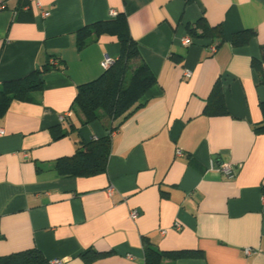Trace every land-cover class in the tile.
I'll list each match as a JSON object with an SVG mask.
<instances>
[{"label":"crops","instance_id":"1","mask_svg":"<svg viewBox=\"0 0 264 264\" xmlns=\"http://www.w3.org/2000/svg\"><path fill=\"white\" fill-rule=\"evenodd\" d=\"M0 4V82L51 66L40 100H14L0 118V255L36 247L62 264H144L146 238L161 251L203 252L161 264H264V132L254 128L264 84L252 65L264 45V0ZM121 12L156 82L111 133L103 173L61 176L56 159L107 133V122L81 125L70 106L77 85L120 53L116 35L90 26ZM201 17L221 26L223 41L212 35L184 45ZM243 30L252 37L232 44ZM81 35L93 38L79 48ZM215 84L226 114L203 113ZM56 126L69 131L54 139ZM222 163L236 168L233 177L218 171ZM246 247L256 251L246 255ZM89 249L107 253L87 262L81 253Z\"/></svg>","mask_w":264,"mask_h":264},{"label":"trees","instance_id":"2","mask_svg":"<svg viewBox=\"0 0 264 264\" xmlns=\"http://www.w3.org/2000/svg\"><path fill=\"white\" fill-rule=\"evenodd\" d=\"M97 34L107 32L116 35L120 43L119 56L112 65L91 81L77 85L76 94L70 109L77 116L81 125L93 121L107 122V133L89 141L76 143L74 153L54 161V169L61 176H89L103 173L106 170L110 154L111 133L123 121L137 111L141 106L140 99L155 84L156 78L140 54L137 42L128 30L127 18L124 13H118L109 20L92 24ZM191 38L215 35L223 41L220 25L211 26L204 18L197 20L194 26H188ZM252 30L235 32L231 38L234 45H243L252 37ZM92 36L78 38L77 45L83 47L92 40ZM217 45V44H216ZM264 45L261 46V57L253 58L252 65L259 75V82L264 84ZM51 66H41L24 76L3 80L0 82V118H2L12 101H39L43 90V75ZM262 119L255 124L257 132H264V101L260 102ZM203 113L221 115L227 113L224 97L218 84L212 88ZM69 130L60 126L52 127L54 139L65 136ZM39 165L37 171H41ZM144 264H161L162 257L171 260L184 257H203V252L197 249H180L161 251L143 239ZM107 252L85 250L81 256L90 261ZM0 264H49V260L36 247L26 248L6 255H0Z\"/></svg>","mask_w":264,"mask_h":264},{"label":"built area","instance_id":"3","mask_svg":"<svg viewBox=\"0 0 264 264\" xmlns=\"http://www.w3.org/2000/svg\"><path fill=\"white\" fill-rule=\"evenodd\" d=\"M3 6H4L3 4H0V9H2ZM112 15H114V13H112ZM182 43L184 45L190 44L191 43V37L189 35L183 37ZM216 46H217L216 43L212 44L211 50L215 51ZM113 61H114V59H112L108 56H105L104 59L102 60V63H101L102 68L106 69V68L110 67L112 65ZM185 73L187 76L189 75V71H185ZM70 113H71V111L68 110L66 112V115H69ZM60 118H63V116H60ZM3 134H4V130L0 127V136ZM93 139H95V137ZM180 153H181V150L177 149V154H180ZM217 169H218V171L222 172L223 174H225L229 178L233 177L235 175V171H236V168H234L232 165L223 164V163L218 164ZM129 214H130L131 218H136L138 215V212L136 210H131ZM177 227H178V225H177ZM243 251L246 255H250V254L254 253L256 250L253 248H250V247H246V248H244ZM49 264H62V260L60 258H54V259L49 260Z\"/></svg>","mask_w":264,"mask_h":264}]
</instances>
